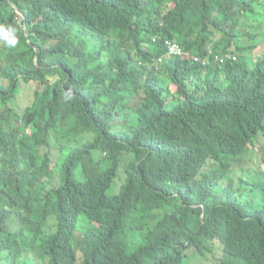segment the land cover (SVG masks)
<instances>
[{
  "label": "trees",
  "instance_id": "trees-1",
  "mask_svg": "<svg viewBox=\"0 0 264 264\" xmlns=\"http://www.w3.org/2000/svg\"><path fill=\"white\" fill-rule=\"evenodd\" d=\"M257 7L0 0V264H264V171L234 180L264 134Z\"/></svg>",
  "mask_w": 264,
  "mask_h": 264
},
{
  "label": "rangeland",
  "instance_id": "rangeland-1",
  "mask_svg": "<svg viewBox=\"0 0 264 264\" xmlns=\"http://www.w3.org/2000/svg\"><path fill=\"white\" fill-rule=\"evenodd\" d=\"M255 15L257 17V19L260 20H264V9L261 7H257L255 9ZM0 45L2 46L1 51H0V64L1 65H5L7 64L6 62V57L7 55L10 53V49L7 48L5 41L3 40V38L0 41ZM264 50L262 48H260L259 51H257L255 53V55L253 57L255 58H260L261 55H263ZM238 56V55H237ZM1 74H2V70H0ZM0 84L6 86L8 85V81L4 80V78H2L0 76ZM33 84V85H32ZM40 90V88L38 87V84L31 82L30 84H22V92L23 94H25L24 96H22V99L19 100L20 102V106L25 107L26 104H28V102L32 99V94L35 91ZM176 90V89H175ZM15 105L14 107H16L17 109H20L17 107V102L16 100L14 101ZM177 106V103H170L168 106V109H173ZM264 134L263 133H259V135H257L254 140L251 142V144L248 146V152L246 153V155L244 156V158L241 160L240 163H238L235 167H234V180L236 181V183H239L240 180H243V176H248L247 174L250 173V171H264V167L262 166V160L264 161ZM57 159V158H55ZM212 166L208 167V170L211 169ZM125 174L121 173L120 178L117 180L116 185H115V192L119 193L121 191V187L123 186L124 182H125ZM226 187V185H225ZM243 189V187H242ZM241 194V193H240ZM260 194H259V198L256 199L260 200ZM53 217L49 218V222ZM85 217L83 216L80 219V224L77 230V233L75 235V240H81L83 238V230H84V226H85ZM76 242L73 241L72 242V246H75ZM221 255V251L217 252L215 254V258L212 257L210 262L211 263H215V264H220L221 259L223 261V258L220 257ZM197 263H199L196 260ZM80 261H78L76 264H79ZM222 263V262H221ZM31 264V263H30Z\"/></svg>",
  "mask_w": 264,
  "mask_h": 264
},
{
  "label": "built area",
  "instance_id": "built-area-1",
  "mask_svg": "<svg viewBox=\"0 0 264 264\" xmlns=\"http://www.w3.org/2000/svg\"><path fill=\"white\" fill-rule=\"evenodd\" d=\"M167 45L169 46V56L173 57V56H188L194 59V61L196 62H200L201 58L199 57H195L192 56L190 53H188L187 51L184 50L183 46L181 45V43L177 40H167ZM217 60H219L221 63H224L227 59H233V61L237 60V57L234 55H226L224 58L221 57H217ZM205 63V62H204Z\"/></svg>",
  "mask_w": 264,
  "mask_h": 264
},
{
  "label": "clouds",
  "instance_id": "clouds-1",
  "mask_svg": "<svg viewBox=\"0 0 264 264\" xmlns=\"http://www.w3.org/2000/svg\"><path fill=\"white\" fill-rule=\"evenodd\" d=\"M15 31L11 26L0 25V36L6 41L8 47L15 48L19 44V39L14 34Z\"/></svg>",
  "mask_w": 264,
  "mask_h": 264
}]
</instances>
